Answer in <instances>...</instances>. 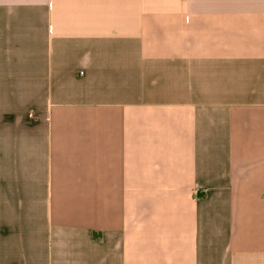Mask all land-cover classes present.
<instances>
[{"label":"crops","instance_id":"0c3cea01","mask_svg":"<svg viewBox=\"0 0 264 264\" xmlns=\"http://www.w3.org/2000/svg\"><path fill=\"white\" fill-rule=\"evenodd\" d=\"M0 264H264V0H0Z\"/></svg>","mask_w":264,"mask_h":264}]
</instances>
